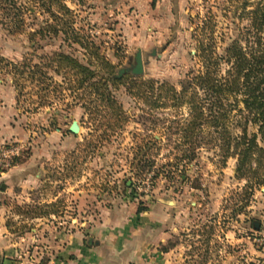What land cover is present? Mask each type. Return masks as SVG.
<instances>
[{
	"label": "rangeland",
	"instance_id": "obj_1",
	"mask_svg": "<svg viewBox=\"0 0 264 264\" xmlns=\"http://www.w3.org/2000/svg\"><path fill=\"white\" fill-rule=\"evenodd\" d=\"M260 1L169 0L160 12V0H148L136 9V44H131L124 27L128 13L100 6L99 0H0V57L39 65L53 82L40 93L37 83L27 81L17 101L12 77L0 75V92L13 97V125L26 135L4 145L20 148L12 168L42 145L49 150L39 185L17 190V200H4L21 264L47 263V230L88 229L102 209L124 199L141 210L157 203L174 206L178 230L161 250L177 248L178 264H264V187L247 199L246 182L235 177L236 159L223 163L211 127L195 132L203 143L195 159L179 162L186 105L158 92L146 102L136 97V87L125 84L112 90L121 107L115 113L95 96L72 91L69 70L56 75L49 62L61 52L104 75L108 69L101 58L118 73L130 69L141 51L140 78L169 83L180 92L187 74L200 68L196 54L202 33L213 31L218 54L237 38L244 46L250 29L246 13ZM227 69L224 64L220 72ZM226 104L223 124L240 135L242 107L231 108L233 99ZM115 116L118 121L112 122ZM73 122L76 135L69 132ZM256 132L249 124V135ZM39 218L48 220H34Z\"/></svg>",
	"mask_w": 264,
	"mask_h": 264
},
{
	"label": "trees",
	"instance_id": "obj_2",
	"mask_svg": "<svg viewBox=\"0 0 264 264\" xmlns=\"http://www.w3.org/2000/svg\"><path fill=\"white\" fill-rule=\"evenodd\" d=\"M246 15L250 21V29L245 34L244 46L237 38L228 44L223 54H218L215 51L213 31L202 33V37L198 39L196 54L200 68L187 74L186 79L181 82L180 92L166 82L144 80L129 74L118 77L115 66L104 58L101 61L108 69L104 75L61 52L53 54L49 62L55 64L56 75L69 70L72 91L95 96L96 101L105 103L115 113H119L121 107L112 96V90L125 84L136 87V97L146 102L151 100L149 96L158 92L168 96V101H179L180 105H186L189 114L181 128L183 142L179 143V147L182 154L178 161L186 160L189 163L195 159V151L203 143L194 138V134L206 126L211 127L218 136L215 141L220 142L223 163L229 158L236 159L235 177L246 182L244 191L248 199L255 188L264 187V1L257 3ZM87 47L83 46L84 49ZM224 64L228 69L222 74L220 68ZM0 75L12 77L13 86L18 92L17 101L27 81L37 83L40 93L53 86L42 67L33 66L27 60L15 64L0 57ZM230 99L234 100V106L229 104L231 108L242 107L238 111L243 123L240 135L234 136L223 124L227 115L226 102ZM155 105L150 104L153 108L159 107ZM83 107L88 110V107ZM117 119L115 116L111 121H118ZM249 124L257 128L256 134L249 135ZM204 144L208 145L210 142Z\"/></svg>",
	"mask_w": 264,
	"mask_h": 264
},
{
	"label": "crops",
	"instance_id": "obj_3",
	"mask_svg": "<svg viewBox=\"0 0 264 264\" xmlns=\"http://www.w3.org/2000/svg\"><path fill=\"white\" fill-rule=\"evenodd\" d=\"M99 1L100 6L128 13L124 17V27L131 33L129 42L136 44V9L142 2L146 6L148 0ZM168 2L160 0V12L166 9ZM13 105V97L7 99L0 92V148L11 141H22L26 136L22 129L13 125ZM67 141L72 145L76 143L71 139ZM48 153L49 150L42 145L28 160L0 177V264H21L18 243L12 239L6 226L8 208L4 200L7 197L17 200V190L23 193L39 185L42 164ZM168 205L157 203L139 212L135 203L124 199L102 209L98 221L88 229L47 230L49 233L43 239L48 250L46 264H178L177 248L161 250L178 230L176 210ZM53 218L52 215L48 217ZM48 219L34 220L45 222Z\"/></svg>",
	"mask_w": 264,
	"mask_h": 264
},
{
	"label": "water",
	"instance_id": "obj_4",
	"mask_svg": "<svg viewBox=\"0 0 264 264\" xmlns=\"http://www.w3.org/2000/svg\"><path fill=\"white\" fill-rule=\"evenodd\" d=\"M124 74H131L134 77H141L144 74V66L142 60V53L141 51H137L134 56V65L130 69H121L118 72V77L123 76ZM69 132L71 134H78L79 127L76 122H73L69 127Z\"/></svg>",
	"mask_w": 264,
	"mask_h": 264
},
{
	"label": "built area",
	"instance_id": "obj_5",
	"mask_svg": "<svg viewBox=\"0 0 264 264\" xmlns=\"http://www.w3.org/2000/svg\"><path fill=\"white\" fill-rule=\"evenodd\" d=\"M19 153V147L4 146L0 148V176L4 174V171L12 168L14 160Z\"/></svg>",
	"mask_w": 264,
	"mask_h": 264
}]
</instances>
